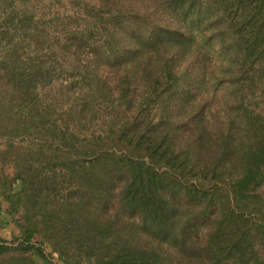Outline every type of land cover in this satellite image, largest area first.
I'll return each mask as SVG.
<instances>
[{
    "label": "trees",
    "instance_id": "1",
    "mask_svg": "<svg viewBox=\"0 0 264 264\" xmlns=\"http://www.w3.org/2000/svg\"><path fill=\"white\" fill-rule=\"evenodd\" d=\"M30 2L0 0V264H264V0Z\"/></svg>",
    "mask_w": 264,
    "mask_h": 264
},
{
    "label": "rangeland",
    "instance_id": "2",
    "mask_svg": "<svg viewBox=\"0 0 264 264\" xmlns=\"http://www.w3.org/2000/svg\"><path fill=\"white\" fill-rule=\"evenodd\" d=\"M35 2H30V4H37V9H36V14H35V20H44L47 22V24H50L48 21L50 19V17L52 16H56L59 15L61 17L62 20L66 21L68 20L69 17H77L76 11H75V7L72 6V4L69 2V0H59V1H55L53 3V5H47V3L45 2H40V1H36ZM78 20L81 24H83V17L82 14L78 15ZM77 23L74 22L72 24V26H75ZM51 29H50V34L48 36V40L50 43H53L55 41V37L58 35V32L55 29H52V26L50 25ZM5 42V41H3ZM4 45H6V42L3 43V45H0V48H2ZM58 62L61 64H57V62L55 60H47V66L48 65H56L59 69H62L61 72L58 73V75L56 74L53 79L49 82H40L39 83V87L38 90H40L41 92V97L48 99V100H55L56 99V95L59 91V89H61V91L66 90V91H71L68 90L66 88V85H68L71 81L74 80V78H78L80 79V77L82 76L80 73H76V75H72L71 73V67H70V59H66V58H62V57H58L57 58ZM62 67V68H61ZM57 70V71H58ZM75 78V79H76ZM64 86V87H63ZM80 86L82 87V84H79L76 88H75V96L79 95V93H81L80 90ZM85 88V89H84ZM89 88V83H85L83 84V89L86 91ZM47 95V96H46ZM72 96V91L70 92V97ZM65 100H67L63 106H61L60 108H58L59 113H63V110H65L70 101H68L67 98H65ZM256 103H259V106H254L255 109L257 111H259L260 109H263L264 106V98L262 97V95H258L256 97ZM109 102L105 101V105H107ZM109 105V104H108ZM104 106V105H102ZM110 106V105H109ZM103 113H105V110ZM61 123V122H60ZM94 129H96V131L101 132L103 131L99 125H96L94 127ZM86 133H89L90 130H85Z\"/></svg>",
    "mask_w": 264,
    "mask_h": 264
}]
</instances>
